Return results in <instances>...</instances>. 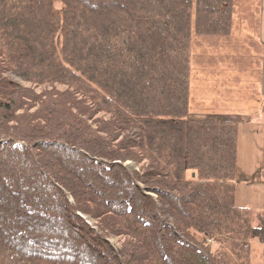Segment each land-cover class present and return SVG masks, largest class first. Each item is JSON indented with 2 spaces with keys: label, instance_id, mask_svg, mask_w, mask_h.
<instances>
[{
  "label": "trees",
  "instance_id": "trees-1",
  "mask_svg": "<svg viewBox=\"0 0 264 264\" xmlns=\"http://www.w3.org/2000/svg\"><path fill=\"white\" fill-rule=\"evenodd\" d=\"M232 12L0 0V264H250L264 212L234 203L237 122L188 118L191 34L228 35Z\"/></svg>",
  "mask_w": 264,
  "mask_h": 264
},
{
  "label": "crops",
  "instance_id": "crops-1",
  "mask_svg": "<svg viewBox=\"0 0 264 264\" xmlns=\"http://www.w3.org/2000/svg\"><path fill=\"white\" fill-rule=\"evenodd\" d=\"M235 6L228 35L191 34L188 118L237 122L234 203L264 212V16Z\"/></svg>",
  "mask_w": 264,
  "mask_h": 264
},
{
  "label": "rangeland",
  "instance_id": "rangeland-1",
  "mask_svg": "<svg viewBox=\"0 0 264 264\" xmlns=\"http://www.w3.org/2000/svg\"><path fill=\"white\" fill-rule=\"evenodd\" d=\"M235 7H236V18L239 19V22L242 18H252V17H262L264 16V0H235ZM56 8H60V4L58 3L55 5ZM242 28V25L239 26V29ZM241 33V32H240ZM243 38V33L240 34ZM6 76L12 80L19 81L20 83L24 84L25 86H30L33 88L36 92H41L43 90L51 91V90H64L67 88V86L61 85V84H41L38 86H34L33 84H27L23 81H21L17 76H15L12 72L8 71L6 72ZM73 87V86H72ZM74 88V87H73ZM81 94L82 91H78ZM80 95V94H79ZM81 96V95H80ZM89 98L87 99L86 96V102H88ZM89 103V102H88ZM94 119H101L106 117L102 113H95ZM147 164V160H141L140 162L135 161H126L124 162V165L127 167L129 171H138L143 166ZM192 174L190 171L186 172V178H191ZM257 212V211H256ZM259 212V211H258ZM82 218L85 220V222L92 226L93 228H96L97 223L93 221L90 218H87L85 216H82ZM96 223V224H95ZM254 225H256V222H254ZM109 242L114 245V247L118 248L120 245V242L122 241V238H118L115 236L109 237ZM250 254H249V261L250 264H264V242H259L256 238H251L250 240Z\"/></svg>",
  "mask_w": 264,
  "mask_h": 264
}]
</instances>
